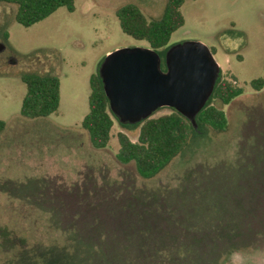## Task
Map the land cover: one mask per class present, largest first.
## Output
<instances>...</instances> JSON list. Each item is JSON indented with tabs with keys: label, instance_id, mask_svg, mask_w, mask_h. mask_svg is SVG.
I'll list each match as a JSON object with an SVG mask.
<instances>
[{
	"label": "rangeland",
	"instance_id": "rangeland-1",
	"mask_svg": "<svg viewBox=\"0 0 264 264\" xmlns=\"http://www.w3.org/2000/svg\"><path fill=\"white\" fill-rule=\"evenodd\" d=\"M166 1L74 0L29 28L0 2V264H264V87L250 86L264 79V0H183L167 45H205L219 79L243 89L228 105L209 101L224 132L200 127L146 180L115 158L117 134L135 142L138 124L113 116L101 150L81 128L103 58L148 48L122 33L115 10L133 4L155 20ZM25 75L59 80L56 113L20 116Z\"/></svg>",
	"mask_w": 264,
	"mask_h": 264
},
{
	"label": "trees",
	"instance_id": "trees-1",
	"mask_svg": "<svg viewBox=\"0 0 264 264\" xmlns=\"http://www.w3.org/2000/svg\"><path fill=\"white\" fill-rule=\"evenodd\" d=\"M1 3L14 5V21L24 28L39 23L57 11L65 8L74 11V0H0ZM183 0H167L158 19L147 20L140 9L126 4L115 10L123 34L143 41L148 48L163 56L171 35L184 25L180 8ZM7 38V34H4ZM162 50V52H158ZM213 54V53H212ZM21 82L26 87L19 114L25 119L46 118L56 113L59 107V80L55 76L25 75ZM251 89L258 92L264 87V79L250 82ZM88 112L81 122L91 148L101 150L107 147L110 131L114 125L98 73L89 77ZM243 89L231 82L216 81L211 97L196 117L197 130L189 122L170 109L169 114L150 117L138 124L139 131L135 142L125 134H117L118 150L115 155L122 165L132 164L141 179H151L162 171L187 146L191 134L198 133L200 127H208L215 132H224L227 119L224 112L209 101L216 100L228 105L241 96ZM122 125V124H121ZM123 126V125H122ZM5 123L0 120V132Z\"/></svg>",
	"mask_w": 264,
	"mask_h": 264
},
{
	"label": "water",
	"instance_id": "water-1",
	"mask_svg": "<svg viewBox=\"0 0 264 264\" xmlns=\"http://www.w3.org/2000/svg\"><path fill=\"white\" fill-rule=\"evenodd\" d=\"M5 46L0 43V52ZM161 57L150 48H121L98 68L112 115L136 125L161 108L174 110L197 130L196 117L212 95L220 74L211 51L199 42L170 46Z\"/></svg>",
	"mask_w": 264,
	"mask_h": 264
}]
</instances>
